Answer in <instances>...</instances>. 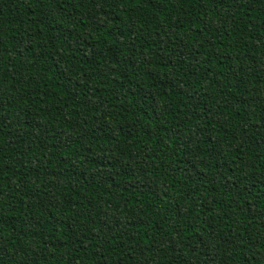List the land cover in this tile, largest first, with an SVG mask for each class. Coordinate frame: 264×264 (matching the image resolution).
<instances>
[{
    "label": "trees",
    "instance_id": "1",
    "mask_svg": "<svg viewBox=\"0 0 264 264\" xmlns=\"http://www.w3.org/2000/svg\"><path fill=\"white\" fill-rule=\"evenodd\" d=\"M0 264H264V0H0Z\"/></svg>",
    "mask_w": 264,
    "mask_h": 264
}]
</instances>
